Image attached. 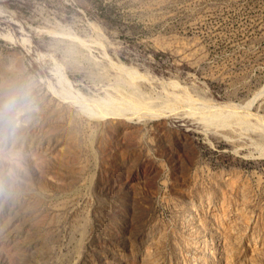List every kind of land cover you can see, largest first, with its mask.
Wrapping results in <instances>:
<instances>
[{
	"label": "rangeland",
	"instance_id": "1",
	"mask_svg": "<svg viewBox=\"0 0 264 264\" xmlns=\"http://www.w3.org/2000/svg\"><path fill=\"white\" fill-rule=\"evenodd\" d=\"M20 84L0 264H264V0H0Z\"/></svg>",
	"mask_w": 264,
	"mask_h": 264
},
{
	"label": "clouds",
	"instance_id": "2",
	"mask_svg": "<svg viewBox=\"0 0 264 264\" xmlns=\"http://www.w3.org/2000/svg\"><path fill=\"white\" fill-rule=\"evenodd\" d=\"M29 103V90L26 84L14 86L6 96L0 98V118L9 135L17 127V116L21 109Z\"/></svg>",
	"mask_w": 264,
	"mask_h": 264
},
{
	"label": "bare ground",
	"instance_id": "3",
	"mask_svg": "<svg viewBox=\"0 0 264 264\" xmlns=\"http://www.w3.org/2000/svg\"><path fill=\"white\" fill-rule=\"evenodd\" d=\"M3 37H4V39H6V40H8V41H10V42L13 40L12 37H9V36H3ZM75 40H77V39H75ZM262 89H263V87H262ZM54 90H55V89H54ZM263 90H264V89H263ZM260 92H261V91H260ZM65 95H66V94H65ZM79 95H80V94H79ZM258 95H259V94H258ZM60 98H62V97H60ZM82 98H83V97H82ZM256 98H257V97H256ZM83 99H84V98H83ZM83 99H82V100H83ZM254 99H255V98H254ZM252 100H253V98H252ZM252 103H253V102H252ZM75 105H77V104H75ZM88 107H89V106H88ZM86 108H87V106H86ZM115 108H117V106H115ZM211 108H214V107H211ZM89 109H90V108H89ZM117 109H118V108H117ZM117 109H116V110H117ZM120 109H121V108H120ZM110 110H111V109H110ZM90 111H91V110H90ZM102 112H103V111H102ZM119 112H120V111H119ZM216 112H217V111H216ZM97 113H98V112H97ZM106 113H107V115L109 114V112H106ZM213 113H214V112H213ZM213 113H212V114H213ZM219 113H220V112H219ZM210 114H211V113H210ZM210 114H209V115H210ZM92 115H93V114H92ZM227 115H228V114H227ZM235 115H236V113H235ZM98 116H99V114H98ZM108 116H109V115H108ZM100 117H101V116H100ZM208 117H209V116H208ZM220 117H221V116H220ZM210 118H212V117H210ZM210 118H209V119H210ZM218 118H219V117H218ZM224 118H225V117H224ZM212 119L214 120V118H212ZM216 120H217V119H216ZM220 120H221V118H220ZM222 120H223V119H222ZM208 121H209V120H208ZM225 121H226V120H225ZM215 122H216V121H215ZM219 123H220V122H219ZM260 151H261V149H260ZM261 153H262V152H261ZM261 153H260V154H261ZM261 156H262V155H261Z\"/></svg>",
	"mask_w": 264,
	"mask_h": 264
}]
</instances>
